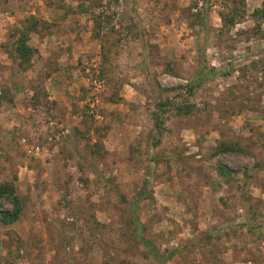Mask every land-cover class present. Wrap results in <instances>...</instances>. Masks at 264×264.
Here are the masks:
<instances>
[{
    "label": "rangeland",
    "instance_id": "374dc122",
    "mask_svg": "<svg viewBox=\"0 0 264 264\" xmlns=\"http://www.w3.org/2000/svg\"><path fill=\"white\" fill-rule=\"evenodd\" d=\"M263 8L0 0V184L24 204L0 264H158L141 238L166 264H264ZM32 19L23 67L13 35Z\"/></svg>",
    "mask_w": 264,
    "mask_h": 264
},
{
    "label": "trees",
    "instance_id": "16d2710c",
    "mask_svg": "<svg viewBox=\"0 0 264 264\" xmlns=\"http://www.w3.org/2000/svg\"><path fill=\"white\" fill-rule=\"evenodd\" d=\"M256 14L264 17V8L261 10H257ZM236 18L237 17L235 15H229V14L222 15L224 26L234 25L237 20ZM39 24L40 23L36 19H32L29 22V25L25 24L22 27L16 29L15 34L13 35V38H14L12 42L13 52L11 51V55L14 56L15 60L18 61L20 66L26 67V65L30 64L33 61L35 53H37V51L33 47L30 46L29 41H30L31 33L38 27ZM201 75H198L196 79H199ZM200 82H202V80H200ZM196 83L198 84V82ZM194 87L195 86L193 85V83H189L186 88L187 89L186 93L193 92ZM0 106H1V101H0ZM159 106L163 108L165 107V103H161ZM185 112H189V111L186 110ZM154 119L156 122V132H158L159 134H162V124L160 123V120H159V113H154ZM223 150L230 151V150H235V149H233L231 146L228 145ZM220 170L223 174L229 173L228 172L229 170L226 167L221 166ZM146 186H147V183H146ZM141 195L134 202V204H132V212H133L132 215H134L138 224H140L139 218L134 213L136 212V209L138 208L141 201L144 200V198L146 197L145 189L142 190ZM0 199H7L13 205L12 210H5V211L0 212V225L6 226V225H11V224L16 223L21 218L23 208H24L23 201L17 193L16 186L13 183H1L0 184ZM141 240L143 244L147 246L152 258L158 264H166L167 261L172 257V254L165 256L161 254L160 252H158L153 246V244L145 240V238H141Z\"/></svg>",
    "mask_w": 264,
    "mask_h": 264
},
{
    "label": "built area",
    "instance_id": "2783aa9c",
    "mask_svg": "<svg viewBox=\"0 0 264 264\" xmlns=\"http://www.w3.org/2000/svg\"><path fill=\"white\" fill-rule=\"evenodd\" d=\"M93 85H94L96 90H99L102 88L103 82L101 80L95 79L93 82ZM94 106H95V103H92V105H91L92 109L94 108Z\"/></svg>",
    "mask_w": 264,
    "mask_h": 264
}]
</instances>
